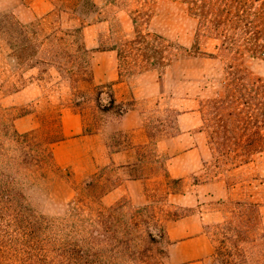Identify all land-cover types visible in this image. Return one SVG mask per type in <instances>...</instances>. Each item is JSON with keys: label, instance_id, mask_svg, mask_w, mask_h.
I'll return each instance as SVG.
<instances>
[{"label": "rangeland", "instance_id": "1", "mask_svg": "<svg viewBox=\"0 0 264 264\" xmlns=\"http://www.w3.org/2000/svg\"><path fill=\"white\" fill-rule=\"evenodd\" d=\"M16 1L29 16L32 5H43V9L47 5V10L24 23L6 3L0 7V141L13 145L5 142L9 140L4 133L14 129L28 134L47 152L66 141L70 146L60 150L62 157L69 153L73 158L81 155L79 159H86L93 142L83 136L105 130L110 152L134 150L137 161L130 176L150 179L144 187L142 204L124 198L108 205L102 197L126 174H118L110 166L90 175L85 165H76L78 169L74 171L73 166L60 167L53 156L55 167L60 169L55 174L48 167H26L22 172L29 178L40 174L50 177L46 182L49 202L37 192L33 204L52 216L64 214L73 202L82 209L83 219L94 218L91 209L119 207L125 219L148 221L150 228L156 223L166 233L168 225L191 217L200 223L212 246L211 254L198 264H264V152L238 169H220L211 158L206 133L200 131V103L220 94L218 84L228 80V66L240 65L248 71V78L264 82V57L258 53L253 58L252 51L243 44L227 52L221 48V40L202 30L198 34L199 53L208 56L195 54L192 46L198 19L180 0H93L97 9L91 21L81 20L80 13L92 9L78 7L79 0ZM260 2H253L252 8L258 9ZM140 9L150 16L142 30L160 39L169 63L160 73L145 71L140 59L133 55L120 61L114 50L93 52L86 59L79 42L64 35L81 29L87 49L119 46L132 39V17ZM249 21V27L234 31L238 41L253 36L264 43V16H251ZM12 23L23 28L11 26ZM110 63L111 70L118 74V82H124L116 94L113 90L115 101L128 110L140 111L148 138L145 144L134 146L130 133L113 130L112 124L119 120L116 112H102L96 104L97 89L113 83L94 81V68L97 64L106 69ZM32 68L36 69L35 74L28 73ZM29 83L34 84L30 100L14 104L9 96ZM62 113L67 114L65 121L71 133L78 125H82V132L64 137ZM179 114H184L191 126L184 132L176 125ZM20 118L24 122L19 126L15 121ZM179 135L181 144L175 148L173 141ZM247 137L248 133L241 131L234 136ZM158 141L162 142L160 148ZM178 150L180 155H175ZM176 156L174 162L169 161ZM217 182L224 183L223 199L202 188ZM144 228L141 223L139 231ZM170 243L166 236L159 243L149 244L148 264H171Z\"/></svg>", "mask_w": 264, "mask_h": 264}, {"label": "trees", "instance_id": "2", "mask_svg": "<svg viewBox=\"0 0 264 264\" xmlns=\"http://www.w3.org/2000/svg\"><path fill=\"white\" fill-rule=\"evenodd\" d=\"M198 19L196 38L192 49L199 53L198 34L204 32L221 40V48L233 52L241 44L252 51V57H264V43L255 37L238 41L234 32L249 27L250 17L264 16V0H180ZM261 1L258 9L252 3ZM89 6V12L80 13L82 21H91L97 7L93 0H79L78 7ZM143 9L132 17L133 37L110 49H87L81 29L64 32L79 42L86 59L97 51L114 50L118 59L133 55L140 59L145 71H164L169 65L163 55L160 39L142 30L149 19ZM23 28L18 23H12ZM240 39V38H239ZM240 43V44H239ZM125 48L131 50H125ZM257 51V52H256ZM264 60V58H263ZM87 63V61H86ZM228 80L218 84L220 94L200 103L202 125L207 135L211 158L220 169H238L264 152V82L248 78V71L240 65H229ZM96 104L100 111H115L118 119L129 109L116 103L112 84L99 87ZM241 131L245 139L234 138ZM13 145L0 141V264H148L149 244L159 243L166 236L164 227L148 221H131L121 215L119 207L98 208L94 218H81V211L70 202L64 214L49 216L33 204L38 192L49 202L46 182L50 177L40 174L29 178L24 168L58 172L51 151H46L28 134L5 130ZM43 172V171H42ZM176 182V181H175ZM37 194V195H38ZM145 227L139 231L140 225ZM142 244V247L140 246Z\"/></svg>", "mask_w": 264, "mask_h": 264}, {"label": "crops", "instance_id": "3", "mask_svg": "<svg viewBox=\"0 0 264 264\" xmlns=\"http://www.w3.org/2000/svg\"><path fill=\"white\" fill-rule=\"evenodd\" d=\"M3 3H6L8 7H11L20 22L24 23L30 21L35 16L43 14L42 12L47 10V5H44V9L43 5H40L39 7L32 5L28 9L30 13L29 16L20 9L16 0H0V7ZM111 66L113 68V64L111 65L110 63L108 67L105 66L106 69H104L102 65L100 66L96 64L93 79L97 83H113L112 87L116 94L117 91L124 85V82H118V74L113 69L111 70ZM35 72L36 69L34 68L28 70L29 74H35ZM1 83L2 77L0 73V85ZM33 88L34 84L29 83L28 86L13 92L9 96V99L13 100L14 104L30 100L32 94L34 93ZM66 115V113H62L61 115L64 137H68L70 134H78L80 131L82 132V125L76 126L75 132H70V127L65 121ZM23 120V118H20L15 122L20 126L23 124ZM186 120L187 117L184 114H179L176 117V125L181 132L191 128ZM111 127L113 130L130 133V140L134 146L148 142V138L144 133L142 126V115L140 111L135 108L128 110L124 116L114 122ZM107 134V131L99 129L89 136H83L84 138L87 137L91 143L93 142L92 145L88 147L89 154L87 155L89 156L86 159H79L81 158V155L77 158V155L75 156L74 154L73 155L75 157L73 158L71 155L69 156V153H65L62 157L60 150L67 149L70 146L65 144L66 141L60 142V145H53L51 150L54 160L60 167L73 166L74 171H77L78 169L76 168V165L78 167L85 165L86 168L89 169L90 175L96 173L101 168L114 166L118 174L124 173L126 175L123 176L122 180H120L114 188L104 194L102 201L111 205L120 199L126 198L133 204H142L145 200L144 187L148 186L147 181L150 179L133 178L130 176V171L132 168L136 167L135 162L137 161L134 150H115L110 152L106 144ZM173 142L175 148L178 144L180 145L181 135L177 136ZM161 143V141H158L156 144L157 147L160 148ZM177 152L178 153L175 155H180L181 151L178 150ZM176 158L177 156L175 158H171L169 161L174 162ZM202 188L205 189L211 196L214 195L215 197L221 199L226 197V189L224 183L222 182L209 183ZM167 236L171 242L168 250V258L171 264H198L200 259L206 258L212 252L210 240L202 233L200 223L191 217L177 221L173 225H168Z\"/></svg>", "mask_w": 264, "mask_h": 264}]
</instances>
